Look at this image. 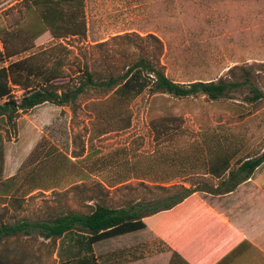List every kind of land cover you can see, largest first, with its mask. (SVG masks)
<instances>
[{"label": "rangeland", "instance_id": "374dc122", "mask_svg": "<svg viewBox=\"0 0 264 264\" xmlns=\"http://www.w3.org/2000/svg\"><path fill=\"white\" fill-rule=\"evenodd\" d=\"M21 1L0 0V26L10 32V43L26 38L18 31L24 18ZM84 13V39L57 41L45 32L12 61L57 42L77 61L83 55L131 58L147 45L136 36L151 34L161 40L160 61L175 82L216 80L234 66H251L255 75L264 76V0H84ZM36 21L32 14L26 20ZM122 34L133 35L111 41ZM102 42L108 43L90 48ZM101 65L97 70H103ZM13 93L21 94L18 88ZM236 96L209 102L201 96L175 99L143 93L125 106V112L106 100L81 102L75 113L46 103L21 113L13 127L0 119V180L14 176L7 197L17 198L19 204L11 206L10 200L0 197L1 218L40 219L68 207L87 212L76 205L69 188L92 179H127L134 186L136 178H143L188 186L203 179L202 163L216 154L236 152L235 161L262 153L264 106L253 111ZM117 112L130 116L128 128L115 127ZM257 172L264 174V166ZM129 194L110 190L109 196L114 201ZM151 238L134 232L96 244L93 255L86 256L95 258L96 264H128L140 243L148 246V253L156 252ZM67 243L68 239L57 242L55 264L62 255L67 257L58 253Z\"/></svg>", "mask_w": 264, "mask_h": 264}, {"label": "trees", "instance_id": "16d2710c", "mask_svg": "<svg viewBox=\"0 0 264 264\" xmlns=\"http://www.w3.org/2000/svg\"><path fill=\"white\" fill-rule=\"evenodd\" d=\"M20 3L25 8L18 31L25 35L24 42L10 43L13 40L10 32L0 26V64L7 63L0 67V119L12 127L21 113L46 103L67 107L75 113L81 102L106 100L116 102L117 110L125 112V106L143 93L175 99L201 96L209 102L234 100L237 95L253 111L264 106V76L255 75L251 66H234L226 76L216 80L181 83L168 78L160 61L163 44L151 34L144 38L136 36L147 45L131 58H108L102 54L88 59L83 55L77 61L71 50L57 42L12 61L29 51L45 32L57 41L86 36L84 0H22ZM31 14L38 20L36 23L26 22ZM132 35H117L111 41L131 39ZM107 43L90 48L104 47ZM99 64L104 66L101 71L97 70ZM15 88L21 92L19 96L13 93ZM114 125L128 128L130 116L117 112ZM235 153L216 154L202 163L203 179L189 182L188 186L145 182L143 178H136L134 186L127 179L114 182L92 179L69 188L76 205L87 212L68 207L40 219L11 220L12 216L3 219L0 215V264H55L57 242L63 239L69 243L60 247L58 253L63 251L67 257H59L57 264H96L95 258L86 256L93 255L94 245L143 230L173 249L168 264H189L174 250L175 236L187 225L185 222L198 215L214 216L196 193L226 195L248 181L264 164V150L234 161ZM13 181L14 176L0 180L3 193L0 197L18 207L17 198L7 197ZM110 190H129L131 194L113 201Z\"/></svg>", "mask_w": 264, "mask_h": 264}, {"label": "crops", "instance_id": "0c3cea01", "mask_svg": "<svg viewBox=\"0 0 264 264\" xmlns=\"http://www.w3.org/2000/svg\"><path fill=\"white\" fill-rule=\"evenodd\" d=\"M257 171L226 195L196 193L216 218L198 215L175 236L173 248L187 263L264 264V174ZM141 232L154 239L157 250L148 253V246L140 243L128 264H168L173 249L148 230Z\"/></svg>", "mask_w": 264, "mask_h": 264}]
</instances>
